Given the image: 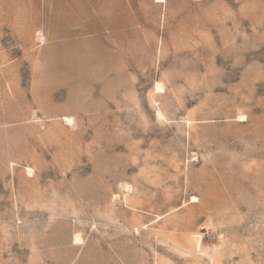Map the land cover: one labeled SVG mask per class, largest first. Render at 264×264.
<instances>
[{
    "label": "rangeland",
    "instance_id": "374dc122",
    "mask_svg": "<svg viewBox=\"0 0 264 264\" xmlns=\"http://www.w3.org/2000/svg\"><path fill=\"white\" fill-rule=\"evenodd\" d=\"M0 264H264V0H0Z\"/></svg>",
    "mask_w": 264,
    "mask_h": 264
},
{
    "label": "bare ground",
    "instance_id": "6f19581e",
    "mask_svg": "<svg viewBox=\"0 0 264 264\" xmlns=\"http://www.w3.org/2000/svg\"><path fill=\"white\" fill-rule=\"evenodd\" d=\"M156 1L161 3L163 0H156ZM67 121L69 122V124L72 123L71 119H67ZM76 239H77V238H76ZM80 243H81V242H80Z\"/></svg>",
    "mask_w": 264,
    "mask_h": 264
}]
</instances>
